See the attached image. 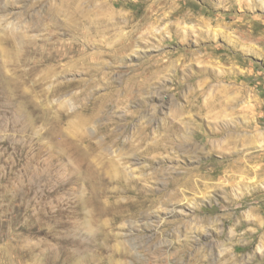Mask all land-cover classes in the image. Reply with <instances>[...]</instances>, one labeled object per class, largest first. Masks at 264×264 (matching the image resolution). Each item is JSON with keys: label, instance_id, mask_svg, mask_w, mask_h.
<instances>
[{"label": "rangeland", "instance_id": "374dc122", "mask_svg": "<svg viewBox=\"0 0 264 264\" xmlns=\"http://www.w3.org/2000/svg\"><path fill=\"white\" fill-rule=\"evenodd\" d=\"M228 1L0 0V264H264V0Z\"/></svg>", "mask_w": 264, "mask_h": 264}, {"label": "bare ground", "instance_id": "6f19581e", "mask_svg": "<svg viewBox=\"0 0 264 264\" xmlns=\"http://www.w3.org/2000/svg\"><path fill=\"white\" fill-rule=\"evenodd\" d=\"M237 1H239V0H237ZM220 4L221 5H223V6H225V5H229L228 7L230 8H232L233 7V5H235V4H237V3H231V1H228V0H220ZM238 4H240V5H244V4H247V5H250L251 3L250 2H247V3H244L243 1H240V2H238ZM232 10V9H231ZM238 16V15H237ZM194 18H198V16H197V14H194ZM227 18H228V16H227ZM240 19V18H239ZM222 23V25L224 24L223 22H221ZM248 170H252V168L251 169H249L248 168ZM92 204H94L95 205V207L96 208H99L100 209V207H99V205H100V202H99V200H98V198H97V194L94 192V195H93V198H92ZM84 203H87V202H85V200L83 201ZM87 205V204H86ZM93 236H94V238H93V240H92V242H91V246H89V248L90 247H96V246H98V239H100L101 237H99L97 234H93ZM166 247H167V245H166ZM88 248V249H89ZM77 261H79L78 259H77ZM105 262V261H104ZM76 264L78 263V262H75Z\"/></svg>", "mask_w": 264, "mask_h": 264}]
</instances>
